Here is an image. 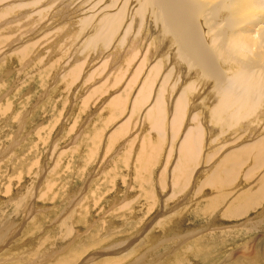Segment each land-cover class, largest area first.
<instances>
[{
    "label": "rangeland",
    "instance_id": "obj_1",
    "mask_svg": "<svg viewBox=\"0 0 264 264\" xmlns=\"http://www.w3.org/2000/svg\"><path fill=\"white\" fill-rule=\"evenodd\" d=\"M28 1L31 0L0 1V10H3L5 6L10 4H12L11 8L16 9L13 16L14 18L18 16L20 20L15 25L19 21L22 22L26 19L25 14L26 16L33 15L35 17L39 10L43 11V14H41L43 15V20L36 28L30 30L32 32L28 31V34L26 32L21 33V35L17 32L13 35L8 31L6 35L9 36L8 41L12 43H6L0 47V56H6V59L0 58V229L11 226V230L9 229V232L4 236L5 239L0 238V247L3 246L0 248V255L9 254L7 256L11 258L5 259L6 261L3 260L0 264H32V262L33 264H55L56 261L54 262L52 258L55 259L57 257L60 260L63 257L67 260L71 256L74 257L71 258L69 264H84L93 253L100 258H94V261L91 260L89 263L103 262V260L107 259V256L113 260L109 262L122 263L126 261L132 262L136 257L140 259L143 256L144 258L145 255V258H148L151 256V253H156V251H158L159 257L167 262V260L172 258L168 257L167 254L179 248V250L189 249H186L185 254H181L183 255L182 260H185L186 264H192L193 262L195 264H232V259L234 260L237 255L248 254L247 252L251 251L254 243L250 238L247 244H245V240L242 241V244L240 242L241 238L245 239V236L240 231L249 232L248 235L257 233L263 235L264 220L255 222L256 224L253 223L247 228L246 226L240 228L239 225H236L238 223L244 224L243 222L247 217L255 216L260 211L259 206L257 207L258 203H256V206L250 207L244 214V217H233L231 220H226L225 217L223 218L224 220L222 219L224 210L226 209H223V207L219 210H215L214 207V211L217 212L215 215H213L214 211L208 214L210 211L207 210V203L211 197L214 199L218 195V192L213 190V186L208 185L204 186L201 191L200 186L206 183V177L201 172L202 169L206 171L211 169L227 152L229 153V151L241 147L239 143L242 145V141H245L244 145L257 141L261 137L254 135L257 129L256 126L260 125L258 117H247V120L255 119L254 122L251 121L252 123L248 121L249 125L247 121L243 123L237 120V118L232 119L231 122L228 119V123L230 124L223 120V123L228 124L225 127L222 125L223 123H217L220 120H215V124L219 128L224 127V129L219 130L216 125H213L218 129L216 132L212 131V133L209 132L212 126H204L205 129L208 127V132L205 130L207 133L205 138H210L211 133L215 139L212 142H207L209 141L207 138L204 140L206 142L204 147L205 158L202 157L203 161L193 172V179L188 183L187 187L182 189H179L177 186L175 187L172 170L179 157H176L175 149L179 143L178 140L181 139L183 133L187 130L186 126L189 125V121H185L184 125L182 119L180 127L182 133H178L180 131L177 130L180 136L175 133L176 137H174L175 135L171 132L172 130L169 126L170 121H168L173 111L171 109V102L174 95L170 93L171 91H166L165 94L170 93V98L172 99L168 98L169 100H166V105L171 110L164 121L165 126L167 124L166 130L168 132L164 130V127V129L160 130L151 123L149 125L148 122L150 120L147 121L146 117L147 108L152 105V101L155 98H150L147 103L133 110L137 111L135 114L132 111V105L134 106L135 95L137 93L133 91H137L135 88L138 86L135 85H138V83H135L136 80L134 79V82L132 81L130 84L133 83L135 87L129 84L119 87L121 83L123 85L125 82L117 84L114 79L118 75L116 74L115 67L120 66L123 74L127 75L128 70H130L128 68H133L135 64L133 62H136V65H138L141 59L143 60L142 63L146 64L144 66L145 69L143 68L144 71H142L143 76L140 75L144 78L151 73L156 63L158 64L160 60L161 65H158L162 68V78L159 77L157 82H155L156 84L158 82L163 83L165 75L172 72L176 76L179 77L180 75L182 79H186L184 76L186 75V70H188V64L187 62L185 66L178 64L177 48L173 49L171 47L168 50V47L166 48L165 45L168 39L164 42L158 38L156 39V36L154 38V35L157 34L153 33V28L152 30L148 28L154 22L155 27L159 25L154 18L155 14H153V12H159V10L156 11L157 7H153L152 5L148 8L147 5L146 8L148 10H144L145 7L141 6V1L138 0L134 4L130 3L127 6L128 9L124 10L126 15L125 20L118 30L119 33L113 37L114 39L109 42L106 39L104 40V38H100L97 42L89 45L88 40L90 35L95 32L96 25H99V21L97 20L102 18L103 13H113L116 10L115 8L118 10V5L125 0H115V2H113L114 0H41V3L32 5L31 7H17L18 4ZM113 3L116 4L115 7H110L113 9H103L105 5L108 6V4L112 5ZM22 12H25V14L21 15ZM143 12L145 13L143 14ZM87 17L90 18L88 19ZM92 22H95V25ZM129 23L131 25L126 38L124 35ZM86 26L87 28H83ZM66 28H71L72 37L78 34L80 38L72 42L71 35L67 37L62 33V30ZM156 31L158 32V30ZM103 32L106 35L107 29L105 28ZM31 33L32 35H30ZM25 34L27 35L26 37L24 36ZM34 35L37 37L35 38ZM24 37L26 39L27 37L28 39L30 38L29 41L28 39L27 42H25L26 39L21 40ZM32 37L34 40L31 39ZM10 38L13 40L10 41ZM135 38L138 41L141 40L139 43L141 44V52L143 54L149 46L150 49L157 50L155 51L156 55L154 58L148 59L146 56L147 62H145L146 60L143 59L145 56H138L137 59H135V55L132 56L130 51L133 48L129 42H134ZM28 42L32 45V54H30V58L28 57L26 63L24 61L23 63L16 56H19L18 54L23 45L28 44ZM7 44L9 45L7 46ZM35 44L36 46H34ZM1 52H5L6 54L4 55ZM12 52L14 53L11 54ZM8 54H11L13 58H7ZM163 56H166L167 59ZM115 58L120 59L117 65H115L117 61ZM163 59L164 61H162ZM127 63L131 65L128 66ZM103 65H107L110 70L108 71V68ZM74 67L80 68L77 69L80 71L81 76L79 78L76 77L77 79L71 77L69 74L73 70L78 71ZM178 67L180 68V74ZM148 70L149 73H147ZM144 72L146 73L144 74ZM191 74L190 77L192 79L190 78V80L193 81L195 73ZM171 77L173 76L171 75ZM174 79L168 85L175 83L177 78L174 77ZM140 81L141 78H139L138 82ZM103 83H106L105 85L108 84V88L107 86H101ZM199 84L205 85L203 82ZM210 85L209 82L207 88ZM99 86H101L100 90L104 91L103 95L101 91L99 93L96 92L97 95L93 93L94 96H92V91ZM129 86L132 87L130 88ZM104 88L105 90H103ZM155 88L156 85L154 86ZM118 93H121L122 96L124 95L123 97L126 102L122 106L121 115L116 113V119L110 120L109 118L113 112L110 102L117 96H121ZM186 110L192 114L188 108ZM188 113L187 117H189ZM128 116L132 118V120L130 118L131 122L134 121L132 124L130 121V123L125 124L130 133H125L123 137L119 135L117 139L113 138L121 124L125 122V117L127 118ZM129 118L127 119L129 120ZM196 121L193 123H196ZM205 122L207 124V120ZM232 123L234 126H229ZM260 123H262V120ZM237 124H240V128L245 126L240 129ZM250 125L253 126L249 127ZM122 128L125 127L122 126ZM169 128L171 131L168 130ZM165 131L168 135L170 133L173 134L170 135L173 136L171 137V140H173L170 143L168 140L170 136H166ZM235 135L236 138L234 137ZM160 137H162L161 140H159ZM217 137L218 139L216 140ZM233 138L239 140L234 141ZM230 140H233L232 144H230ZM142 141L144 144L141 143ZM154 142H158L157 146L165 142L163 146L159 145L163 150H159L158 152L153 151L152 153L151 150H155L156 147L153 145ZM130 145H133L132 148ZM144 146L147 150H145ZM170 146L175 151L170 149ZM210 146H212V149ZM129 148L132 150H129ZM143 149L146 152L148 151L151 158H146L150 157L148 153H144L146 156L143 153L140 155ZM208 149L214 153H210ZM129 151L130 154L128 153ZM206 154H211V159L207 158ZM141 156L143 157L142 160H140ZM202 158L200 159L202 160ZM252 161V159L244 161L241 166L240 175L235 181L236 189H240L243 194L250 190L246 189L251 181V177L248 178V176H258L264 171V166L260 170H254L255 173L249 171ZM142 164L145 167L144 169ZM202 177L204 179H201ZM249 179L250 181L247 182ZM230 186L231 184L228 188ZM197 191L199 195L196 193ZM210 195L211 197H209ZM30 200L31 202H29ZM25 201L27 202L25 203ZM24 204L28 205L27 211L29 212H23L25 208ZM261 204L264 205V195H262ZM204 210H207L208 213L202 212ZM161 216L165 218V220H161L164 225H161V222L155 223ZM258 216H261V213ZM69 217H71L70 223H73V228L75 229L71 227V230L75 232L70 231L67 234V228L61 225V221ZM175 220H179V222L171 223ZM158 224L159 226H157ZM231 224L233 225L231 226ZM182 226L187 229L196 227L198 229L191 230L189 232L191 236L164 254L163 252L167 251L169 246L174 244L175 241L169 242L166 239L170 231ZM262 229L263 231L259 232ZM179 230L185 232L181 235L182 239L185 234H189L187 230L180 228ZM153 235L157 236L160 240H165L162 246H155ZM10 236H13V238L11 239ZM67 236L70 237L68 238ZM179 237L177 236L178 239ZM259 237L263 239L262 236ZM7 241L13 243L10 242L9 245H6ZM131 243L138 248L135 249L133 254L129 252L132 255L131 258L133 257L132 259L124 255L127 251L121 252ZM53 246L57 249L65 247L63 250L57 252V249H54ZM112 247L113 249L121 247V250L112 251L109 249ZM12 249L13 252H10ZM139 249L142 250L139 251ZM48 251L52 252V257L50 256V258L47 257ZM136 251H139V254L133 256ZM54 252L55 255L53 254ZM33 253H37L38 255L34 257L33 255L35 254ZM118 253L119 255L117 256L116 254ZM142 253L145 255L140 256ZM248 259L242 258L236 261L241 260L245 264H248ZM158 261L161 262L160 260ZM251 261L254 264H264V257H258L254 253Z\"/></svg>",
    "mask_w": 264,
    "mask_h": 264
},
{
    "label": "bare ground",
    "instance_id": "obj_2",
    "mask_svg": "<svg viewBox=\"0 0 264 264\" xmlns=\"http://www.w3.org/2000/svg\"><path fill=\"white\" fill-rule=\"evenodd\" d=\"M136 1H138V0H125L120 5H118V8H119L118 10H117V8H115L116 9L115 12H113V13L111 12L112 14L111 13H103L102 18H100L99 20L96 19L97 21H99V25L97 24L96 25L97 27L94 26L96 30L92 35H90V38L88 40L89 45L91 43L97 42L100 38H104V40L106 39L109 42H111L114 39L113 37L117 33H119L118 30L120 29L122 23L125 20L126 15L124 13V10H126L127 6H129L130 3L134 4V3H136ZM139 1L142 2L141 6L145 7L144 10L147 9L146 8L147 5H148V8H150L152 5H153V7L156 6L157 7L156 11L159 10V12H155V13L153 12V14H155L154 18L156 19L157 23H159L158 27L154 26L155 22L153 25L150 24L149 27H148V25H146V26L149 29L151 28V30H152V28L154 29L153 33L158 35V37H157V35H154V38L156 36V39L158 38L159 40H161V41L163 40L164 42H165V40L168 39V42H166V44H165L166 48L168 47L167 48L168 50L171 49V47H173V49L177 48V55L179 57V59L177 58L178 64L180 66L181 65L185 66L186 62L188 64L187 65L188 70H186V75L184 76L186 79H184V78L182 79L180 77V75L178 77V76H176V74H174L172 72V73L165 75L163 83L158 82V84H156L155 82H157L158 78L161 77V75H162V73H161L162 68L160 66L161 65L160 60L158 62V64H160V65H158L156 63V65H155L154 69L151 71V73L148 74L147 76H145V78H144L141 76H143L142 71H144V69H145L144 66L146 64L142 63L143 60L141 59L140 64H138V65H136L137 64L136 62H133V64L134 63L135 64L133 65V68L131 67L132 69L130 67L128 68L130 70H128L129 72L127 75L123 74V70H120V66L115 67L116 68V74L120 75V76L116 75V77L114 78L116 80L115 82H117V84H119V82H123V83L125 82L123 85L121 83V86L119 85V87H123V86L128 85V84L133 86V83L132 84H130V83L132 81L134 82V79L136 80L135 83H138V85L137 84L135 85V86H138L137 87L138 89L135 88L137 91H133L137 94L135 95L136 98L134 100V106L132 105V111L138 109L144 103H147V101L150 98L151 99L155 98L152 101L153 102L152 105H150L151 103L149 104L150 106L147 108V115L146 114L145 115L147 117V121L150 120V122H148L149 125L151 123L154 127H157L160 130H162L164 128H165L164 130L167 129V124L165 126L164 121H165V118L168 117V113L171 110H169V108H170L169 106L167 107L166 100L171 97V94L174 95L173 101L171 102L172 103L171 109L173 111H172L171 115L169 116L170 120L167 119L168 121H170L169 126L171 127L172 131L170 130V128L168 130L173 132L174 135L176 133L178 136H180L178 133H180V134L182 133L180 131V127L182 125L181 124L182 119H183V124L185 123V121H189V125L186 126L187 130H185V133H183V136L181 137V139L178 140L179 143L177 144V141L175 140L176 144H177V146L174 145V146H176V149H175L176 151L173 150L174 149L173 147H171V146H170L171 148L169 147L170 149L173 148L172 150L176 152V157L179 156L177 159L178 161L176 162V165H175L174 169L172 170V175L174 178L175 187L177 186L179 189L187 187L188 183L193 179V175H194L193 172L197 169L198 165H201V163L203 161L202 157L205 156L204 147H205L206 142H204V140L207 138L209 140L207 142H210V141L212 142V140L215 139V138H213L214 135H213V137L211 135L212 131L216 132V130L219 128L215 124V120H220V121L222 120L221 122L220 121L217 122L218 124H222L223 120H225L228 123L229 122L228 119L231 122L232 119L237 118V120H240L243 123H246V121H247V124H248V121H249V123L251 121L254 122L255 119L254 120L253 119L247 120V117H250V118H253V117L257 118L258 117V121H259L260 125L256 126L257 129L255 130V132L254 131L253 132H254V135L261 136V137L259 139H257V141H255L253 143H249V144L247 143L245 145H244L245 141H242V143H243V144L241 143L242 145H240V143L238 142L239 146H241V147L233 149V150L229 151V153L227 152L226 154H224L217 161V163L215 165H213V167L211 169H209L207 171L202 169L201 174L204 177H206V179H205L206 183L203 186H200V189L202 191L203 187L208 185V186H213V190H216L218 192V195L214 199L211 197L212 194L209 196V197H211V199L207 203L208 204L207 210L210 212L208 213L207 210H204L202 212H207L208 214H210L211 212L214 211V207H215V210H219L220 208L223 207V209H225V208L226 209L224 210V215L222 216V219L225 217L226 220H231L233 217H238V216L244 217L245 216L244 214L246 213V211L250 207L256 206V203H258L257 207L259 206L260 211L257 212V214H255V216L247 217L245 219V221L243 222L244 224L238 223L236 226L239 225L240 228H243L246 226V228H247V227H250L255 222H259L261 220H264V205L261 204L262 195H264V171H262L261 172L262 174L258 175V176H250V175L248 176V178L251 177V181H250V179L247 181V182L250 181V184L249 185L247 184L248 186L246 187V189H250L247 193L243 194V192L240 189L239 190L236 189L237 186H236V182H235L236 179L240 175V171L242 169L241 166L245 160H248V159L253 160L252 163L250 164L251 167L249 168V171H252V172H254V170L255 171L260 170L261 167L264 166V0H139ZM41 2H42L41 0H31V1H28L26 3H20L17 5V7L18 8H20V7L21 8H27V7H31L32 5H37ZM113 2H115V0ZM115 5H116L115 3H113L112 5L108 4V6L105 5L103 7V9H107V8H110L113 6L115 7ZM11 7H12V4L5 6L3 10H0V47L5 45L6 43H9V44L12 43V42L8 41L9 36L6 35V33L8 31L10 33H12L13 35H14V33H17V32L20 33V35H21V33H26V32L28 34V31L36 28V26H38V24L43 20L42 19L43 15H41V14H43L42 10H39L36 13L35 17H33V15H27L26 16L25 12H22L21 15L25 14L24 16L26 19L22 22L19 21L20 23L18 22L17 25H15V23L20 19L18 18V16L16 18H14L13 13L16 11V9L11 8ZM110 9H113V8H110ZM140 13L142 14L141 11H140ZM144 13L145 12H143V14ZM87 18L89 19L90 17H87ZM82 22H84V21H82ZM138 22H140V21H138ZM131 23H129V25L126 24L128 26V29H126V32L124 35V37L126 36V38H127V35L129 34V27H130ZM83 28H87V26L83 27ZM105 28L107 29L106 35H105V32H103V30ZM155 29L158 30V32ZM83 31H82V33H83ZM30 32H32V31H30ZM62 33L64 36H67V37L69 35H71V37H72V35H73V33L71 32V28H66L65 30H62ZM136 33H138V32H136ZM30 35H32V33ZM24 36L26 37L27 35L25 34ZM10 37L12 38L11 35H10ZM20 37H23V36H20ZM20 37H19V39H20ZM25 37L21 38V40L26 39ZM34 37H35V35H34ZM134 37H136V36H134ZM11 38H10V41L13 40ZM78 38H80L78 34L74 35V37H72V39H73L72 42L76 41ZM27 39H28V37H27ZM27 39L25 40V42H27ZM29 39H28V41H29ZM31 39H33V37ZM133 40H134V38H133ZM37 41L39 42V40H37ZM140 41H138L136 39L134 42H129L131 47L134 49V50L132 49L130 51L132 53V56L135 55L136 56L135 59H137L138 56L139 57L145 56L143 59H145L147 57H148V59L151 57L154 58V56L156 55L155 51H157V50H152V49H150V46H149L147 48L146 52L143 54V52H141L142 48L140 46L141 44L139 43ZM31 42H32V40L30 41V44H31ZM13 43H14V41H13ZM9 44H7V46ZM22 44H24V43L22 42ZM30 44L28 42V44L23 45L20 53L18 54L19 56H16L17 58L18 57L20 58V62L24 61L26 63L30 54H32V49H31L32 45H30ZM34 46H36V44ZM131 47H130V49H131ZM14 52H12L11 54H13ZM3 53H4V55L6 54L5 52H3ZM11 54H8L7 58H13L11 56ZM151 55H153V56H151ZM164 55H165V53H164ZM158 56H159V53H158ZM5 57L0 56V58H2V59H4ZM163 57H165V59H167L166 56H163ZM116 60L117 61L115 62V65L118 64V61H120V59L119 60L116 59ZM162 61H164V59ZM123 62H125V60H123ZM145 62H147V60ZM82 63H83V61H82ZM130 63H127V65L130 66L131 65ZM24 65H26V64H24ZM149 65H151V64H149ZM179 65H177V66H179ZM153 66H154V64H153ZM79 67H80V65H79ZM79 67H74V68L80 69L81 67L80 68ZM104 67H107V65H105ZM169 67H171V66H169ZM27 68H29V67H27ZM148 69H150V68H148ZM109 70L110 69L108 68V71ZM133 72H135V73L133 74ZM145 73L146 72H144V74ZM147 73H149V70ZM191 73H195L193 81L190 80V78H191L190 75H192ZM69 74L71 77H73L75 79H77L76 77L79 78L81 76V73L79 70L78 71L73 70V71L69 72ZM132 74H133V76H132ZM179 74H180V68H179ZM171 75L173 77H171ZM174 77L177 78L178 82L176 80L175 83H173V84L170 83L168 85V83L170 81L175 80ZM139 78H141L142 82L141 81L138 82ZM208 81L210 82L211 85L207 88V84L209 83ZM198 82L199 83L203 82V83H205V85L204 86L200 85ZM106 83L101 84V86L103 85L106 87L108 85V84L105 85ZM155 85H156V88L154 89ZM101 86H99L100 88L97 87L96 89H94L92 91L91 95L93 93L95 95H97V93L101 92L102 91V90H100ZM108 86H107V88H108ZM135 86H133V87H135ZM126 87H124L125 90H127ZM111 88H112V85H111ZM98 90H100V91H98ZM103 90H105V88ZM153 90H154V92H153ZM166 91H171L170 92L171 94L168 93L169 95L167 94L168 95L167 96L165 94ZM102 93H104V91H102L101 94ZM151 93H152V95H151ZM94 94L92 96H94ZM118 95H121V93L120 94L118 93ZM123 96L121 95V96H117L116 98L114 97L115 99L110 102V105L113 108V112L109 118L110 120L116 119L115 118L116 113L120 114L122 112V106H123L124 102H126V100H124ZM109 97H111V96H109ZM193 104H195V105L192 107ZM125 105H126V103H125ZM186 108H188V110H190L192 112V114L188 113ZM139 110H141V109H139ZM133 112L135 114L137 113V111L136 112L133 111ZM187 113H188L189 117H187ZM127 118H129V116ZM127 118L125 117V119L127 120V121L125 120L126 123L124 122V123H122L123 125L121 124L120 128L118 127L119 129H118L117 133H115L113 138L117 139V137L119 135H121L123 137V135L125 133L126 134L130 133L128 128H126L127 125L125 126V124H128L131 122L130 121L131 117L129 118V120ZM196 119H197V121H196ZM198 119H200V121H198ZM244 119H246V120H244ZM131 120H132V118H131ZM134 120H136V119H134ZM206 120H207L208 125L205 122ZM261 120H262V123H260ZM194 121H196V123H193ZM133 122L134 121H132L131 124ZM197 122H199V123L197 124ZM227 123L226 124L223 123L222 125L225 127L228 124H230V123H228V124ZM187 124H188V122H187ZM213 125H216L218 128H216V126H213ZM222 125H220V126H222ZM122 126L125 128H122ZM204 126H208V127L212 126L210 128V131H209V132H211L210 136L212 138L211 137L205 138V136H207L206 132H208L207 131L208 127H206L207 129H205ZM229 126L232 127L234 125L232 123ZM251 126H253V125H250L249 127H251ZM224 127L219 128V130L224 129ZM226 128H228V127H226ZM239 128H240V126H239ZM242 128H240V129H242ZM177 130L180 132L177 133ZM205 130H206V132H205ZM245 130L246 129H244V131ZM167 132L165 134H167ZM215 132H213V133H215ZM245 132H247V131H245ZM173 134L170 133L169 135L167 134L166 136H170ZM238 135H240V134H238ZM248 135H250V134H248ZM122 137H119V138H122ZM156 137H159V136H156ZM171 137H173V136H170V139H168L169 137L167 138L169 140V143L173 140V139L171 140ZM174 137H176V135ZM219 137H221V136H219ZM234 137L236 138V135ZM161 138L162 137H160L159 140H161ZM235 138H233L234 141L239 140V139H235ZM217 139H218V137L216 138V140ZM222 139H220V140L222 141ZM233 140L232 141L230 140L231 141L230 144H232ZM224 141H226V140H224ZM141 143H143V141ZM157 143L156 142L153 143V145L156 147H155V150H151L152 153H153V151L158 152L159 150L160 151L163 150V149H161V146H163V144L165 142L162 145L158 144V146L156 145ZM133 145H130V147L132 148ZM159 145H161V146H159ZM140 146H141V144H140ZM154 146H153V148H154ZM212 146H210L211 149H212ZM131 148H129V150H132ZM144 149L142 150L143 152L140 151L141 152L140 155L142 153L143 154L148 153V151L146 152V151H144ZM145 150H147V148ZM209 151L212 154L214 153V152H211V150H209ZM128 153L130 154V151ZM158 155L160 156V154H158ZM144 156H146V154H144ZM148 156H150V154ZM206 156L209 159H211V157H212L211 154H206ZM146 158L147 159L151 158V156L146 157ZM200 158H202V160ZM142 159H143V157L141 156L140 160H142ZM152 160H154V159H152ZM141 162H143V161H141ZM147 163L149 164L148 161H147ZM142 167H143V169L145 168L143 166V164H142ZM146 170H147V168H146ZM141 171H144V170H141ZM204 177H202L201 179H204ZM230 184H231V186L228 188V186ZM196 193L199 195L198 191ZM195 196H196V194H195ZM221 196H222V198H221ZM26 202L27 201H25V203ZM29 202H31V200ZM15 204H17V203H15ZM27 204L26 205L24 204L25 205L24 206L25 208L23 211L24 213L29 212V211H27V206H28ZM218 205H220V207H218ZM261 205H263V206L261 207ZM199 208H200V206H199ZM25 209H26V211H25ZM216 213L217 212L214 211L213 215H215ZM260 213H261V216H258ZM180 214H179V216H180ZM183 215H182V217H183ZM259 217H261V219H259ZM167 218H169V217H167ZM162 219L165 220V218L163 216H161V218H159L155 223L161 222V225H164V224H162V221H161ZM70 220H71V217L61 221V223H62L61 225L65 228H67V234L70 233V231H73V230H71V227L73 228L74 225H73V223H70ZM163 222H165V221H163ZM178 222H179V220L178 221L175 220V221H172L171 223H178ZM69 223H70V225H69ZM150 224H149V226H150ZM232 225L233 224H231V226ZM157 226H159V224ZM233 227H235V226H233ZM4 228L5 229L1 228L2 232L0 229V232H1L0 238H4V236H6V233L9 232L8 230L9 229L11 230V226H6ZM179 228L182 230H187V233L191 232V230L198 229V227L193 228V229L192 228L187 229V228H183V226H182V227H178L176 229L171 230L169 236L166 239L169 242H173L175 240L177 243L175 244V241H174V244L170 245L169 249L167 251L163 252L164 254L168 253V251L171 250V248H174L178 243L182 242L183 240L187 239V237L191 236L190 235L191 233L185 234L183 236V239H182L181 235H183L185 232L184 231L182 232L181 230H179ZM201 229H203V228H201ZM263 229L260 230L259 232H262ZM73 232H75V231H73ZM240 232L244 234L243 236H245V239L241 238V241L239 240L240 242L245 240V244H247V242L251 238L252 239L251 241L254 244L251 247V251L247 252L248 254L243 253L241 255H237L234 260L232 259V264H245L241 260L236 261V260L242 259V258L246 259V260L249 258L248 264H254V262L251 261V258H253L254 253L258 257L259 256L264 257V234L261 235V233H257L254 235H248L249 232H243V231H240ZM10 234H11V232H10ZM177 236L178 237L181 236V237H179V239H178ZM215 236H217V235H215ZM259 236H262L263 239H261ZM67 237L69 238L70 236H67ZM10 238L12 239L13 236L12 237L10 236ZM10 238H9V240H10ZM153 239L155 240L154 241L155 246H159V245L162 246V243L165 242V240H160L155 235H153ZM215 239H216V237H215ZM4 241H6V240H4ZM10 242L11 241H7L6 245H9ZM205 242H207V241H205ZM11 243H13V242H11ZM249 243L251 244V242H249ZM206 244H209V243H206ZM206 244H205V246H206ZM242 244H243V242H242ZM212 245H213V243H212ZM43 246H44V244H43ZM228 246H229V244H228ZM2 247L3 246H1L0 248H2ZM40 247H42V246H40ZM53 247H54V249H57V248H55V246H53ZM64 247L58 248L56 251L59 252V251L63 250ZM121 247L119 248L120 250H121ZM151 247H153V246H151ZM109 249H111L112 251L119 250L118 248L113 249V247L109 248ZM135 249H138V248L136 247V245L134 246V244L131 243L130 245L125 247V250H123L121 252L123 253V252L127 251V253L124 255L131 258L132 255L129 252H131L133 254ZM179 249L175 250L174 252H171L170 254L169 253L167 254L168 257H172L170 260H167V262H165L163 258H160L158 255V251H156V253H151L150 254L151 256L148 258H145L146 255L142 253V254H140V256L145 255V257H144L145 259L143 258V256L140 257L138 255L140 257V259L141 258H143V259L140 260L136 257L133 259L132 262L126 261V262H122V263L121 262L120 263L109 262V261H113V260L109 259L108 256H107L106 260H103V262L99 261L97 263H89V261H91V260L94 261L93 260L94 258H100V257H98V255H95L93 253L90 255V257L87 259V262H85L84 264H138V263L139 264H186L185 260H182L183 255H181V254H185L186 251L189 249H187V248H185L183 250H179ZM141 250L142 249H139V251H141ZM101 251H103V250H101ZM139 251H136V253L133 256H135V255L137 256V254H139ZM10 252H13V249ZM114 253H116V252H114ZM189 253L191 254V252H189ZM33 254H35L33 256L36 257L39 254V251H38V254L37 253H33ZM53 254L55 255V252ZM7 255H9V254H7ZM7 255H0V262H3V260L6 261V260L11 258ZM47 255H48L47 256L48 258H50V256L52 257V252L48 251ZM116 255L118 256L119 253ZM177 255H179V256H177ZM11 256H14V255H11ZM73 257L74 256H71L70 258L67 257L68 258L67 260H65L63 257H61V259L58 260L59 258L55 257V259L52 258V260L54 262L56 261L55 264H66V263L69 264L71 261V258H73ZM123 257H121V258H123ZM188 257H190V256H188ZM186 259H187V257H186ZM158 260H160L161 262H159ZM42 261H44V260L42 259ZM116 261H118V260H116ZM257 261H258V259H257ZM6 264H8V263H6ZM13 264H15V263H13ZM32 264H33V262H32ZM34 264H37V263H34ZM192 264H195V263L193 262Z\"/></svg>",
    "mask_w": 264,
    "mask_h": 264
}]
</instances>
